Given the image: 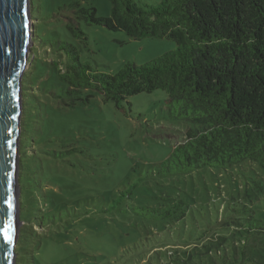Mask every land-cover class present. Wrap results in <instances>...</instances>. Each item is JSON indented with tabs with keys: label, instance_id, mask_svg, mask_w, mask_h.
<instances>
[{
	"label": "trees",
	"instance_id": "1",
	"mask_svg": "<svg viewBox=\"0 0 264 264\" xmlns=\"http://www.w3.org/2000/svg\"><path fill=\"white\" fill-rule=\"evenodd\" d=\"M107 1L108 17L78 3L62 7L68 10L66 30L86 41L81 24L97 25L131 39H167L176 49L106 74L82 64L79 51L56 34L51 46L44 45L65 57L61 68L52 63L60 92L56 99L73 108L98 94L119 108L132 96L163 91L170 117L193 126L165 160L124 187L99 213L115 211L130 222L134 229L118 225V231L121 238L125 231L135 238L134 245L142 248L138 262L147 256L142 264H261L264 222L251 206L249 184H259L254 177H246V202L227 204L223 211L214 205L215 214L207 210L209 217L199 223L193 200L178 192L189 188L181 179L194 173L201 177L200 171L252 163L264 173V0ZM25 165L22 156V173Z\"/></svg>",
	"mask_w": 264,
	"mask_h": 264
},
{
	"label": "rangeland",
	"instance_id": "2",
	"mask_svg": "<svg viewBox=\"0 0 264 264\" xmlns=\"http://www.w3.org/2000/svg\"><path fill=\"white\" fill-rule=\"evenodd\" d=\"M138 1L154 5L161 0ZM74 3L95 8L98 17L110 15L107 0H26L28 32L34 33L19 82L14 190L18 220L12 264H142L147 256L138 262L142 248L134 245L135 238L129 237V231L121 238L118 231V225L134 229L130 222L115 211H99L165 160L193 125L170 117L163 91L132 96L119 108L98 94L88 104L65 107L56 99L60 92L52 64L61 68L65 57L44 45L51 46L59 37L79 51L82 64L106 74L116 73L126 63H149L174 51L176 45L167 39H131L122 31L85 23L80 28L86 41L76 39L65 28L68 10H61ZM198 173L201 177L194 173L181 179L189 188L178 192L193 200L196 222L209 212L214 215V205L223 211L227 204L246 202L247 176L259 183L249 184L254 189L251 206L264 222V173L257 164ZM143 242L147 247L148 242Z\"/></svg>",
	"mask_w": 264,
	"mask_h": 264
},
{
	"label": "water",
	"instance_id": "3",
	"mask_svg": "<svg viewBox=\"0 0 264 264\" xmlns=\"http://www.w3.org/2000/svg\"><path fill=\"white\" fill-rule=\"evenodd\" d=\"M27 9L26 0H0V264H12L16 241L19 82L34 33L28 32Z\"/></svg>",
	"mask_w": 264,
	"mask_h": 264
},
{
	"label": "snow or ice",
	"instance_id": "4",
	"mask_svg": "<svg viewBox=\"0 0 264 264\" xmlns=\"http://www.w3.org/2000/svg\"><path fill=\"white\" fill-rule=\"evenodd\" d=\"M9 207H11V205H9Z\"/></svg>",
	"mask_w": 264,
	"mask_h": 264
}]
</instances>
